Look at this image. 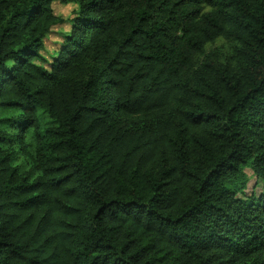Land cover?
Instances as JSON below:
<instances>
[{
    "label": "trees",
    "instance_id": "16d2710c",
    "mask_svg": "<svg viewBox=\"0 0 264 264\" xmlns=\"http://www.w3.org/2000/svg\"><path fill=\"white\" fill-rule=\"evenodd\" d=\"M53 1L0 0V264H264V0H62L48 70Z\"/></svg>",
    "mask_w": 264,
    "mask_h": 264
},
{
    "label": "rangeland",
    "instance_id": "374dc122",
    "mask_svg": "<svg viewBox=\"0 0 264 264\" xmlns=\"http://www.w3.org/2000/svg\"><path fill=\"white\" fill-rule=\"evenodd\" d=\"M70 2H64L62 0H54L52 2L54 13L60 17L63 22H59L52 26L50 32L44 39L43 47L40 49V57L35 59L37 63L48 70L51 69V64L58 54L60 43L63 37L69 34L72 19L78 12V6L71 9L65 7ZM236 47V42L227 40L224 37H219L206 45L205 53L200 56L199 60L202 63L213 61L215 63L228 65L229 67H234ZM245 174L246 178L249 180L246 190L250 193L255 185L256 176L251 169H246Z\"/></svg>",
    "mask_w": 264,
    "mask_h": 264
},
{
    "label": "clouds",
    "instance_id": "9594fccd",
    "mask_svg": "<svg viewBox=\"0 0 264 264\" xmlns=\"http://www.w3.org/2000/svg\"><path fill=\"white\" fill-rule=\"evenodd\" d=\"M78 5L76 4V3H74V2H70V3H68L65 7L67 8V9H71V8H74V7H77Z\"/></svg>",
    "mask_w": 264,
    "mask_h": 264
}]
</instances>
